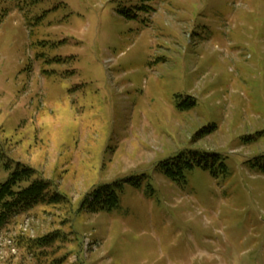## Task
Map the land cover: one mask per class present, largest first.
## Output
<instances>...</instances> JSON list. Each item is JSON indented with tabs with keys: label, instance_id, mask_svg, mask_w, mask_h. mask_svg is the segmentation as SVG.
Wrapping results in <instances>:
<instances>
[{
	"label": "rangeland",
	"instance_id": "obj_1",
	"mask_svg": "<svg viewBox=\"0 0 264 264\" xmlns=\"http://www.w3.org/2000/svg\"><path fill=\"white\" fill-rule=\"evenodd\" d=\"M0 147V264H264V0H0Z\"/></svg>",
	"mask_w": 264,
	"mask_h": 264
},
{
	"label": "trees",
	"instance_id": "obj_2",
	"mask_svg": "<svg viewBox=\"0 0 264 264\" xmlns=\"http://www.w3.org/2000/svg\"><path fill=\"white\" fill-rule=\"evenodd\" d=\"M5 158V153L0 147V168ZM4 167L6 170L12 169L10 164H5ZM51 189L50 182L41 178L34 169L18 164L9 179L0 185V231L13 218L30 212L41 204L56 206L66 200V197ZM86 203L92 204V212L111 211L119 205L120 196L110 186H104L89 192ZM59 232H55L50 237L40 238L39 244H50L58 239Z\"/></svg>",
	"mask_w": 264,
	"mask_h": 264
}]
</instances>
